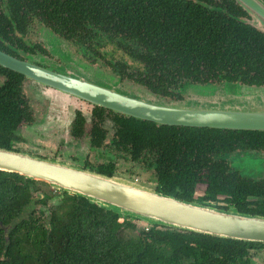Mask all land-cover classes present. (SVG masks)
Returning a JSON list of instances; mask_svg holds the SVG:
<instances>
[{
    "label": "trees",
    "instance_id": "trees-1",
    "mask_svg": "<svg viewBox=\"0 0 264 264\" xmlns=\"http://www.w3.org/2000/svg\"><path fill=\"white\" fill-rule=\"evenodd\" d=\"M247 17L234 0H0V42L16 43L31 22H42L95 51L112 45L142 64H111L122 78L174 101L191 84L264 86V35L243 21ZM17 82L0 91V147L10 150L23 111ZM125 130L121 138L133 161L144 149L155 152L156 191L192 201L202 184L200 203L227 195L237 211L264 215V182L241 178L227 161L236 150L264 148V132L156 126L134 118ZM95 171L114 175L112 165ZM39 185L49 187L0 171V264H252L249 252L264 249L163 226L138 228L67 194L46 212L35 208L48 199L35 196ZM249 195L257 201L247 203Z\"/></svg>",
    "mask_w": 264,
    "mask_h": 264
},
{
    "label": "water",
    "instance_id": "water-1",
    "mask_svg": "<svg viewBox=\"0 0 264 264\" xmlns=\"http://www.w3.org/2000/svg\"><path fill=\"white\" fill-rule=\"evenodd\" d=\"M248 16L243 21L264 35V0H234ZM0 66L116 113L158 125L264 132V86L238 83L193 88L195 97L167 101L143 86L108 74H60L0 51ZM261 158L264 154L246 153ZM241 157V156H240ZM0 171L42 182L59 192L88 200L121 218L149 226L264 244V217L236 209L185 201L147 185L78 167L57 159L0 147ZM264 176V175H263Z\"/></svg>",
    "mask_w": 264,
    "mask_h": 264
},
{
    "label": "flooded vegetation",
    "instance_id": "flooded-vegetation-1",
    "mask_svg": "<svg viewBox=\"0 0 264 264\" xmlns=\"http://www.w3.org/2000/svg\"><path fill=\"white\" fill-rule=\"evenodd\" d=\"M31 23H32L31 27L27 28V32H26L27 34L17 35L18 39L16 40V43H13L12 40H6L4 43L0 42V51L20 61L29 62L32 65L52 71L57 74L63 72L67 73V71L64 70L63 68L53 67L49 64V62L47 63V60L52 61L54 59L60 62L61 58L65 60L66 63H68L70 58L66 55L64 56L60 54L56 56L57 53L54 50H51L49 49V47H46V43L38 38L39 32L45 30L56 39L66 42L70 47V49L73 51L75 57H77L80 61L84 62L88 66L90 65V66L99 67L105 72H107L109 75L115 76L122 81L126 80L134 84H137L133 82L131 79L125 77L122 78V75L118 74V71H115L114 69L115 67L112 66L113 64H116L115 63L116 61H119L121 63H125L128 66H133L135 68H142V64L135 61L133 62L126 55L124 51L118 49L116 50L114 46L109 44H106L98 51H95L94 48H90V46L87 44L81 45L74 43L72 40L66 39L65 37L57 34L50 27L43 24L42 22H31ZM112 52L119 53V57L114 58L110 56ZM0 67L5 69V70L3 69L0 70V91L4 89L8 84L10 83L13 84L14 81H18L16 88L19 92V98L21 100L20 102V100L18 99V106L20 107L21 111L23 110L20 114V120L17 123L13 133L15 140L12 142V150L25 152L16 146V145H21L25 142V139L23 138L24 135L22 134V132L25 133L32 132L33 134L39 136L42 135V132H44L43 130L48 131L49 134L50 132L58 133L60 132L59 129H61V132L64 134V137L58 143L59 146V150L57 148V150L59 151L58 156L59 154L68 152V150L71 153H77V152L79 153L80 150L78 147L79 144H83L84 146H86V150L88 152H92L94 154H98L102 156L104 155L106 157H109V155L111 154L110 152H113L112 153L113 156L112 158H110L111 161L96 164V166L94 167L89 163L87 159H85L83 162L84 164L83 168L97 170L100 166L112 165V167L114 168L113 173L115 175L117 164L114 162V160H119L115 157L117 156L135 166H140L142 169L148 170L151 173H153L155 177L154 183L156 187L157 185L156 168L158 166V163L156 162L157 159L155 152L148 153L147 149H144L143 154L142 155L140 154L138 160L133 161L131 157L132 156L131 148L129 147V145L124 144V139L121 138V135L124 134L126 131L125 130L126 121L128 118L131 117H127L122 114L116 113L112 110H109L107 108L94 105L87 100L78 98L74 95L68 94L67 92L59 91L54 87L39 83L20 73L14 72L2 66ZM124 71H126V73L127 72L134 73L136 70L125 69ZM9 72H14L18 74L20 76V79L18 80L15 76L10 75ZM125 75L126 74H124V76ZM27 83L36 85L37 87H40V89H46L48 91L45 93L47 97L50 95H54V93L60 95L59 97L61 96L65 97L66 98L65 101L67 105L59 108V110L56 111V113L53 116L44 114L42 117L39 118L35 114L28 93H26L25 91ZM137 85L143 86L141 84H137ZM206 85H223V84L210 83ZM206 85L191 84L185 86L184 92L182 93L183 97L181 100H183L186 97V95L188 94L187 91H189L190 89L195 88L197 86H206ZM143 87L146 90L150 91L145 86ZM42 97L44 98L45 96ZM44 99H46V97ZM167 101H171V100H167ZM174 101H180V100H174ZM48 102L49 101L46 99V102L44 104V107L46 109L49 106ZM139 121H143V120H139ZM155 125L167 126V125H158V124ZM175 127H186V126H175ZM186 128H197V127H186ZM199 128L205 129V127H199ZM208 129H213V128H208ZM216 130H221V129H216ZM229 131H241V130H229ZM251 132H260V131H251ZM127 147L130 148V150H128ZM246 153L264 154V148H262L261 150L234 151L227 157V161L229 163L230 168L234 172H237L238 175L245 180L254 181V182H264V178H254L251 176L249 177L245 176L240 170L233 167V165L230 163L229 159L233 155L240 157ZM33 155H37V154H33ZM37 156L42 158H47L42 156L41 154ZM204 188L205 187L202 184L197 185V187L194 190V195H193L194 200H192L191 202L200 203L198 201V198L204 196L205 193ZM200 189L202 190V194L197 196L196 193ZM47 196L48 199L45 200L46 201L45 207L42 204L37 205V208L39 207L40 210L43 209L46 212H47L46 208L50 207L48 206L49 201L52 200V196L50 195ZM41 197L44 198V196ZM226 197L229 198V196L227 195H218L216 197L217 198L216 201L209 202V205H213L223 209H230V208L235 209L231 203H227L225 201ZM257 199H258L257 196L249 195L245 201L247 203H250L253 201H257ZM263 199H259V200L263 202L264 201ZM58 202L61 203L62 201H58ZM246 208L255 209L253 205H246ZM242 213H246L252 216L264 217V215L258 213H253V214L248 212H242Z\"/></svg>",
    "mask_w": 264,
    "mask_h": 264
},
{
    "label": "rangeland",
    "instance_id": "rangeland-1",
    "mask_svg": "<svg viewBox=\"0 0 264 264\" xmlns=\"http://www.w3.org/2000/svg\"><path fill=\"white\" fill-rule=\"evenodd\" d=\"M45 35V36H44ZM38 38L41 39L43 42L46 43V47H49V49L54 50L58 56L60 55H66L70 59L68 63L65 62L61 58L60 62L54 60H47V63L53 67H61L64 70H67L69 72H78L85 74L87 71H93L95 73H101V74H108L104 70H102L99 67L95 66H88L84 62L80 61L77 57H75L73 51L70 49L68 44L62 40H58L55 37H53L50 33L46 32L45 30L40 31L38 34ZM53 45V46H51ZM110 51V49H109ZM114 58L119 57V53L112 52L111 55ZM109 75V74H108ZM115 77V76H114ZM190 89L187 91V95L184 99H189L192 97H195L194 91ZM26 93H28L29 99L31 101V104L34 108L35 114L40 118L44 114L46 115H54L56 111L59 110V108L64 107L67 105L66 98L60 95H57V93H54V95H50L47 97L45 94L48 92L46 89H40V87H37L36 85H33L31 83L26 84ZM44 94V95H43ZM45 96L46 99L49 101V106L46 109L44 107V104L46 102V99H44L42 96ZM45 115V116H46ZM42 135H35L32 132H22L24 135L25 142L21 145H16L18 148L22 149V151L29 152V154H37L42 155L44 157H47L48 159H57L62 162H66L78 167H84V160L87 159L89 163L92 166H96V164L102 163V162H108L111 161L110 158H112V153L110 152L111 156L109 157L94 154L92 152H88L86 150V146L83 144H79V153H71L69 150L68 152H65L63 154H59L58 156V150L59 146L58 143L63 139L64 134L61 132V129H59L60 132L54 133L50 132L48 134V131L43 130ZM58 148V150H57ZM57 151H56V150ZM36 155V156H37ZM115 156V155H114ZM119 160H114V162L117 164L116 168V174L115 176L127 180H131L137 184L147 185L152 188L155 187V180H154V174L151 173L148 170L142 169L140 166H135L126 160L115 156ZM230 163L233 165V167L240 170L245 176L254 177V178H264V164L261 161V158H254L251 157H244V156H236L233 155L229 159ZM46 194L52 196V200L49 201L48 206H56L60 204L58 201H61L60 194L55 189H52L51 187H44V186H37L36 187V193L35 196L38 194ZM202 194V190H198L196 195L199 196ZM37 208V204L35 206ZM29 211V210H28ZM121 221V219H120ZM134 222L138 228H146L147 225L145 223H142L137 220H131ZM134 236V234H132ZM249 256L251 259L252 264H262L264 262V249L259 250H253L249 252Z\"/></svg>",
    "mask_w": 264,
    "mask_h": 264
}]
</instances>
